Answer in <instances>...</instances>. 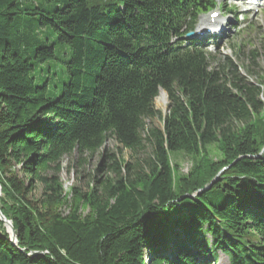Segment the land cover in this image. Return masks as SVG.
<instances>
[{
    "label": "trees",
    "instance_id": "obj_1",
    "mask_svg": "<svg viewBox=\"0 0 264 264\" xmlns=\"http://www.w3.org/2000/svg\"><path fill=\"white\" fill-rule=\"evenodd\" d=\"M216 5L0 0V264H264V78L185 39ZM109 138L130 159L103 151L62 212L64 159Z\"/></svg>",
    "mask_w": 264,
    "mask_h": 264
},
{
    "label": "rangeland",
    "instance_id": "obj_2",
    "mask_svg": "<svg viewBox=\"0 0 264 264\" xmlns=\"http://www.w3.org/2000/svg\"><path fill=\"white\" fill-rule=\"evenodd\" d=\"M231 3L233 4L231 0H218V6L214 10L200 16L196 27L201 28L203 26V29H206L207 27H205V25L207 26L209 24H202L203 19L210 17L212 13H218V16L215 18L217 19L215 20L216 23L208 27L225 24L227 30L225 29L222 36L210 39L209 44L212 45L209 46V50L215 55V59L211 60L212 65L215 66L219 63H225L227 58H230L236 65L240 75L245 77L248 82L261 86V79L264 78V9L259 8L255 14L250 13L244 16L243 19L239 17L237 23L240 24V20H242V23L239 27L234 28L236 22L234 21L233 14L228 15L225 20L222 17L224 13L223 6L225 5V8L229 9ZM241 11H243V7H240V12ZM251 24L252 27L250 26ZM210 29L213 28L211 27ZM240 29L241 31L238 32ZM260 100L264 103V96H260ZM168 105L169 98L167 92L160 91L155 100L156 108L162 112V115H166L168 112ZM148 123H154V125L158 127H161L163 124L162 120L159 118L148 120ZM105 150L116 152L126 160L130 159V152L122 148L121 145L116 143L112 138L108 139L103 149L98 153L92 157H88V163L84 165V168L78 167L79 159L77 155L68 156L64 159L63 171L60 174L63 185V197L62 202L57 206L62 212L69 213L72 204H75L76 201H74L75 198L73 197L75 190L77 192L86 193L90 192L93 188V175L95 174L96 167L102 160V152ZM213 152H216L215 149ZM178 161L181 170L187 173L192 164L190 158L180 155ZM40 193L41 187L38 186L35 191L36 197H38ZM78 199L76 198L77 201ZM82 202L81 214L83 216L91 214V208L88 203ZM6 227L7 229L9 228L7 225ZM216 264H229V261L226 256L220 254Z\"/></svg>",
    "mask_w": 264,
    "mask_h": 264
},
{
    "label": "water",
    "instance_id": "obj_3",
    "mask_svg": "<svg viewBox=\"0 0 264 264\" xmlns=\"http://www.w3.org/2000/svg\"><path fill=\"white\" fill-rule=\"evenodd\" d=\"M194 35V32H190L187 34V37L190 38L191 36ZM210 185L207 187L209 188ZM206 189V188H205ZM0 195H1V185H0ZM0 220L4 221L5 224L9 227L8 228V232L11 234V239L13 242H16V235H15V231H14V228H13V225L12 223L3 215V213L1 212V209H0Z\"/></svg>",
    "mask_w": 264,
    "mask_h": 264
},
{
    "label": "bare ground",
    "instance_id": "obj_4",
    "mask_svg": "<svg viewBox=\"0 0 264 264\" xmlns=\"http://www.w3.org/2000/svg\"><path fill=\"white\" fill-rule=\"evenodd\" d=\"M248 8L251 9V8H253V7H252V6H248ZM211 20H212L211 17H209V18H204L203 21H202V24H209V25H210V24H212V21H211ZM216 20H217V19H216ZM209 25H207V26H209ZM205 27H206V25H205Z\"/></svg>",
    "mask_w": 264,
    "mask_h": 264
}]
</instances>
